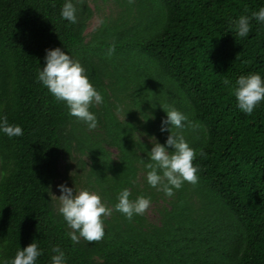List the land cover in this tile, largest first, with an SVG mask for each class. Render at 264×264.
Instances as JSON below:
<instances>
[{"label":"trees","instance_id":"trees-1","mask_svg":"<svg viewBox=\"0 0 264 264\" xmlns=\"http://www.w3.org/2000/svg\"><path fill=\"white\" fill-rule=\"evenodd\" d=\"M114 1L116 16L87 36L86 0L76 24L61 19L64 0H0V116L23 129L0 134V259L35 240L36 264H50L54 246L67 264H264V101L246 115L225 84L264 77V25L251 20L242 38L232 24L264 0ZM57 47L103 97L89 108L95 129L37 82L45 50ZM161 106L188 117L171 131L196 150L199 168L198 183L171 197L147 184L141 163L149 138L164 144L170 134L160 131ZM73 161V182L112 209L100 241L74 244L50 200L62 162ZM124 188L130 199L162 198L158 222L117 212Z\"/></svg>","mask_w":264,"mask_h":264},{"label":"clouds","instance_id":"clouds-1","mask_svg":"<svg viewBox=\"0 0 264 264\" xmlns=\"http://www.w3.org/2000/svg\"><path fill=\"white\" fill-rule=\"evenodd\" d=\"M82 0H64L60 9V17L70 24L77 23V4ZM248 10L245 9V12ZM264 25V6L250 15H240L232 21L238 37H247L250 32V22ZM111 49L109 53H111ZM44 66L37 72V82L55 98L63 101L68 108V115L84 122L89 130L97 127L95 113L89 111L93 104L103 102L102 95L90 83L85 69L80 62L74 59L68 52L57 47L46 49ZM232 90L236 100V106L246 115H251L254 109L264 101V77L260 73H249L240 75L234 84L225 81ZM166 118L161 120V132H169L164 144L155 140L151 143L150 151L146 152L147 162L141 159L146 170V182L152 188L162 191L165 196L171 197L174 190H179L185 182L196 185L198 183V166L193 164L197 152L182 135L174 134L171 129H182L188 122V117L174 107L161 106ZM197 124L195 127H199ZM0 134L9 138L23 135V129L19 124L9 123L6 116H0ZM145 151V150H144ZM203 156V152L200 153ZM61 195L59 197L50 192V200L58 201V212L63 217L67 227L72 231L67 235L71 241L79 243L83 238L91 243L100 241L105 235L102 217L111 214L112 209L106 207L100 195L95 191L84 188L74 191L73 188L64 184L57 185ZM131 193L127 188L121 189L117 195V203L114 208L123 214L126 219L131 220L134 216L143 215L149 208L151 200L149 197L139 195L130 199ZM50 264H67L65 252L59 247L51 249ZM42 250L33 240L24 248H17L14 257L0 259V264H36Z\"/></svg>","mask_w":264,"mask_h":264},{"label":"rangeland","instance_id":"rangeland-1","mask_svg":"<svg viewBox=\"0 0 264 264\" xmlns=\"http://www.w3.org/2000/svg\"><path fill=\"white\" fill-rule=\"evenodd\" d=\"M88 8L92 11V18L88 23L87 36L94 32L102 23L105 18L116 16L119 12L118 5L114 0H86ZM114 155L116 152L113 151ZM76 162H62L60 171L61 177L57 181L54 188V195L59 197L61 195L60 191L57 188V185L64 184L67 187L73 188L74 191L82 190L80 183L75 184L73 182V177L75 172H77ZM164 204V200L160 197L151 201L149 208L146 210L145 214L151 222H158L159 215L158 211L161 206ZM56 205L58 207V201L56 200Z\"/></svg>","mask_w":264,"mask_h":264}]
</instances>
